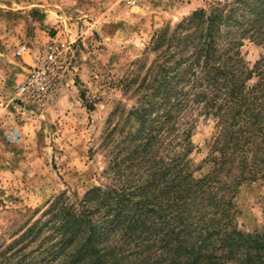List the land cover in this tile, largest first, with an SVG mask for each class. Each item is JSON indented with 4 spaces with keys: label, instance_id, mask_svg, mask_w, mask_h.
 <instances>
[{
    "label": "trees",
    "instance_id": "trees-1",
    "mask_svg": "<svg viewBox=\"0 0 264 264\" xmlns=\"http://www.w3.org/2000/svg\"><path fill=\"white\" fill-rule=\"evenodd\" d=\"M169 33L153 37L155 50L166 45L151 93L127 117L138 120L134 131L116 126L106 136L115 167L128 150L136 178L93 187L80 207L59 197L24 234L39 240L35 250L8 264H264V230H239L227 201L256 178L264 151V56L249 70L234 51L240 34L264 42V0H219ZM199 105L217 120L219 152L202 176L180 148Z\"/></svg>",
    "mask_w": 264,
    "mask_h": 264
},
{
    "label": "rangeland",
    "instance_id": "rangeland-1",
    "mask_svg": "<svg viewBox=\"0 0 264 264\" xmlns=\"http://www.w3.org/2000/svg\"><path fill=\"white\" fill-rule=\"evenodd\" d=\"M218 1L0 0V264L35 250L39 240L24 234L50 216L59 197L80 207L95 186L122 188L133 182L136 176L130 174L137 167H129L128 150L115 167L106 136L116 126L132 131L137 126V119L127 122V117L151 93L153 64L162 60L166 45L155 50L153 37L165 28L172 33L193 12ZM239 37L236 57L253 70L264 56V42ZM53 39L71 45L63 92L48 105L17 100L15 86ZM25 44L31 52L18 54ZM255 80L248 79V85ZM207 112L202 105L194 109L188 140L180 145L200 176L210 170L209 158L219 155L214 151L217 120ZM13 127L21 132L16 143L6 138ZM238 171L236 165L233 173ZM235 191L227 201L232 197L237 228L262 232L264 151L256 178Z\"/></svg>",
    "mask_w": 264,
    "mask_h": 264
},
{
    "label": "built area",
    "instance_id": "built-area-1",
    "mask_svg": "<svg viewBox=\"0 0 264 264\" xmlns=\"http://www.w3.org/2000/svg\"><path fill=\"white\" fill-rule=\"evenodd\" d=\"M70 50L68 41L53 39L45 47L41 57L36 59L28 76L15 86L17 100L34 105L54 103L63 92L62 79L70 58ZM17 52L30 53L31 48L25 44ZM20 136L21 132L17 127L6 133V138L11 143L19 141Z\"/></svg>",
    "mask_w": 264,
    "mask_h": 264
}]
</instances>
